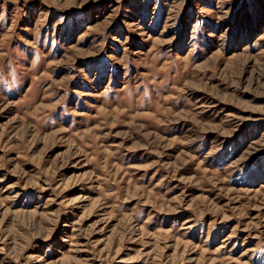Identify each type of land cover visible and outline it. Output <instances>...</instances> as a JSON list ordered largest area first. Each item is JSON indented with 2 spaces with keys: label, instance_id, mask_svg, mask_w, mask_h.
<instances>
[{
  "label": "rangeland",
  "instance_id": "obj_1",
  "mask_svg": "<svg viewBox=\"0 0 264 264\" xmlns=\"http://www.w3.org/2000/svg\"><path fill=\"white\" fill-rule=\"evenodd\" d=\"M0 264H264V0H0Z\"/></svg>",
  "mask_w": 264,
  "mask_h": 264
}]
</instances>
